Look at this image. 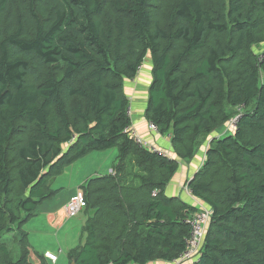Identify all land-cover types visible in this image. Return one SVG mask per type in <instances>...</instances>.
<instances>
[{"label":"trees","instance_id":"16d2710c","mask_svg":"<svg viewBox=\"0 0 264 264\" xmlns=\"http://www.w3.org/2000/svg\"><path fill=\"white\" fill-rule=\"evenodd\" d=\"M148 57L146 118L182 160L243 106L188 184L212 211L193 264H264V0H0V264H57L24 227L67 167L113 148V171L80 187L86 236L68 264H173L186 250L200 208L165 193L179 161L126 131L125 81Z\"/></svg>","mask_w":264,"mask_h":264},{"label":"crops","instance_id":"0c3cea01","mask_svg":"<svg viewBox=\"0 0 264 264\" xmlns=\"http://www.w3.org/2000/svg\"><path fill=\"white\" fill-rule=\"evenodd\" d=\"M153 80L152 76V61L148 57L141 67L136 78L132 80L125 81V92L130 99L131 105V120L133 128L140 134L143 141L148 143L149 145H155L157 148L162 149L167 153L171 158L177 159L179 161V169L177 173L174 175L173 179L166 186L165 193L169 197L180 198L181 200L187 202L188 204L199 207L200 209L205 207L208 208L206 204L195 198L188 184L192 180L195 173L200 169L203 162L206 158V152L209 148L211 140L213 138L222 137L229 130L228 125L224 127H220L210 136H208L200 145L199 150L197 151L194 158L191 160H182L179 158L173 149L170 135L168 133L162 134L160 131H154L150 128V121L146 118V109L148 102V91L151 86ZM113 149H111L112 151ZM98 152V151H97ZM95 153V152H93ZM96 153V155L92 154L87 157L85 163L78 164V161L74 164L70 165L65 169L62 175L58 176L53 181V188L60 189L59 193L51 200V202L43 203L39 206V213H43L41 217L46 218L44 222L39 223V227L41 228V224L44 223L43 228L46 229L47 226L52 228L57 237V241L60 245L59 252L54 251L51 248H44L42 246L40 249L36 247L35 242L33 241L31 235L34 231L33 221L35 218L31 219L27 224V231L29 232L30 243L32 244L33 250L32 252H38L45 254L46 251H52L58 255L57 264H68V256L67 253L70 249L76 247L80 243H83L85 240V236L82 235V230L86 219L88 217V213L84 210L83 217H75L73 218V225L69 229L68 232H71L72 229H76V237L70 233H66L63 239H60V234L63 231V228L68 224L69 216L65 213V205L70 200V198L78 191L81 190L80 187L86 183L92 177H97L100 175H105L113 171V168H110L109 163H105L106 157H96L98 155L104 154ZM115 159L118 156V150L115 153ZM96 163L94 169L92 170L91 177H86L84 174L85 169L88 166V163ZM76 169V171H73ZM83 171V172H82ZM88 173V172H87ZM64 192H67L65 196H62ZM61 215H65L68 218H63ZM48 228V229H49ZM83 239V240H82ZM32 255L31 260L34 262H38V259L35 255ZM149 264H171L169 262L163 261H153Z\"/></svg>","mask_w":264,"mask_h":264},{"label":"built area","instance_id":"2783aa9c","mask_svg":"<svg viewBox=\"0 0 264 264\" xmlns=\"http://www.w3.org/2000/svg\"><path fill=\"white\" fill-rule=\"evenodd\" d=\"M242 111L243 106L240 105L238 107V113L228 122V126L232 130L236 129ZM128 113L131 114V107L128 108ZM149 126L152 130L159 131V128L155 123L150 122ZM126 131L140 146L147 147L151 151L169 156L165 151L157 148L155 145H149L144 142L140 134L132 125ZM86 206L85 195L82 190H78L65 205V211L69 217H74L81 211L85 210ZM211 216V209L203 207L188 220L190 225V235L187 240L186 250L173 262V264H193L199 259L201 253L200 248L205 239V233L210 223ZM45 257L52 263H56L58 260V255L52 251H46Z\"/></svg>","mask_w":264,"mask_h":264},{"label":"rangeland","instance_id":"374dc122","mask_svg":"<svg viewBox=\"0 0 264 264\" xmlns=\"http://www.w3.org/2000/svg\"><path fill=\"white\" fill-rule=\"evenodd\" d=\"M130 107H131V105H130ZM116 148H113V150L111 151V149H109V150H105V151H103V152H105L104 154H101V155H98L97 157H96V159L97 158H100V157H106L104 160H105V163H109L110 164V168H113V166L116 164V162H117V157H116V159H115V153H116ZM96 153H102V151H98V152H95V153H91V154H89L88 156H86V157H83V158H81V159H79L78 160V164L80 165L81 163H85V161H87V160H85L87 157H89L90 155H92V154H94V155H96ZM77 162V161H76ZM96 163V161L94 162V163H91V162H89L88 163V166H87V168L85 169V171H84V174H85V176L86 177H91V175L93 174L92 173V170L94 169V167L96 166V165H94ZM73 171H76V169H73ZM83 172V171H82ZM88 172V173H87ZM54 187V186H53ZM67 194V192H64L63 194H62V196H65ZM47 202H51V200H48V201H46L45 203H47ZM64 211H65V209H64ZM83 212H84V210L83 211H81L78 215H76V216H74V217H66L65 215H61L63 218H68V224L63 228V231H62V233L60 234V239L62 240L63 239V237L66 235V233L68 234V233H70V234H72V235H75V237H76V229H72V231L71 232H68L69 231V229L71 228V226L73 225V218H75V217H83L84 216V214H83ZM65 213H66V211H65ZM43 215V213H39L36 217H34L35 219L33 220V221H35V224H34V231H33V233H32V235H31V237H32V239H33V241L35 242V244H36V247L37 248H41L42 246H44V248H51V249H53L54 251H56V252H59L58 250H59V248H60V245H59V243H58V241H57V237H56V234H54L55 232L53 231V229L52 228H49V226H47V228L46 229H44L43 228V226H44V223L43 224H41V228L39 227V223H42V222H44V220H46V218H44V217H41ZM24 228H26L27 229V226H25ZM49 228V229H48ZM82 235H84V232H83V230H82ZM85 236V235H84ZM8 238H9V240L8 241H6L7 242V244L12 248V249H14V253H15V255L17 256V255H20V252L18 251L19 250V248H18V246L16 245V243L15 242H12V235H10V236H7ZM11 239V240H10ZM30 239V238H29ZM83 240V239H82ZM84 242V241H83ZM31 247H32V244H31ZM32 250H33V247H32ZM41 250V249H40ZM14 255V256H15Z\"/></svg>","mask_w":264,"mask_h":264},{"label":"clouds","instance_id":"9594fccd","mask_svg":"<svg viewBox=\"0 0 264 264\" xmlns=\"http://www.w3.org/2000/svg\"><path fill=\"white\" fill-rule=\"evenodd\" d=\"M228 125V124H227ZM229 130L227 131V133L232 132L233 130L228 126Z\"/></svg>","mask_w":264,"mask_h":264}]
</instances>
